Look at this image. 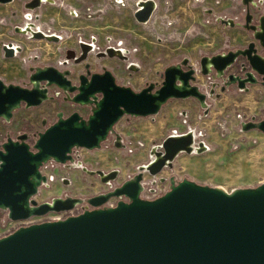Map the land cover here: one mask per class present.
<instances>
[{"label": "water", "instance_id": "obj_1", "mask_svg": "<svg viewBox=\"0 0 264 264\" xmlns=\"http://www.w3.org/2000/svg\"><path fill=\"white\" fill-rule=\"evenodd\" d=\"M10 1L0 0V4ZM144 2L133 13L138 22L146 21L152 10V1ZM242 2L248 4L252 0ZM37 6L38 0L26 5ZM251 19L246 12L244 26L250 29L252 40L242 49L202 56L198 62L200 74L213 71L222 76L240 56L244 59L243 75L227 74L226 84L236 83L241 89L256 83L257 76H264V15L259 16L257 25L250 24ZM222 22L233 24L231 19ZM32 35L47 39L39 31ZM79 47V55L68 49L65 58L82 61L90 45L81 42ZM3 50L12 54L11 47L5 45ZM97 55L125 58L120 52L114 53L112 47ZM186 63L183 58L180 63L165 67L159 84L148 83L137 91L117 84L108 69L90 73L88 63L84 64L88 77L80 74L77 85H71L67 69L53 66L35 68L29 75V87L0 80V118L5 121L21 105L36 106L49 99L51 86L72 93L66 97L71 102L90 106L86 116L75 110L67 115L57 112L55 121L46 125L42 122L41 131L5 138L0 145V210L6 212L9 220L16 221L80 204V198L73 196L40 203L33 199L45 182L39 171L42 163L49 159L61 164L70 161L74 147H99L123 115L156 114L170 98L192 97L203 103L205 96L194 84L196 70ZM260 84L264 86V81ZM241 129L264 133V117L243 122ZM192 143L191 132L167 136L159 150L153 152L152 161L137 173L106 192L86 197L89 208L62 219L18 226L1 235L0 264H264V182L225 192L188 179L170 180L168 190L161 195L153 199L139 197L141 170L157 174L177 153H190ZM200 149L198 143L195 150ZM88 173L106 183L116 177L117 171ZM111 197L117 198L114 205L103 206Z\"/></svg>", "mask_w": 264, "mask_h": 264}, {"label": "rangeland", "instance_id": "obj_2", "mask_svg": "<svg viewBox=\"0 0 264 264\" xmlns=\"http://www.w3.org/2000/svg\"><path fill=\"white\" fill-rule=\"evenodd\" d=\"M74 1L78 3L74 10L77 16L60 12L64 21L52 16L54 11L58 15L60 0L54 4L42 2L40 8L31 11V33L24 27L28 19L24 22L22 5L15 8L0 5V80L3 83L29 87V75L35 68L45 66L67 69L71 71V78H75L83 71V64L88 63L91 71L108 69L117 84L137 91L148 83L159 84L164 66L178 64L186 58V66L196 70L194 84L205 97L203 103L192 97L170 98L156 114L123 115L99 147H74L71 160L62 164L46 161L41 165L45 183L33 196L37 203L65 196L77 197L83 202L88 196L110 190L152 161L153 152L159 150L164 138L186 132H191L193 137L190 153H177L155 175L141 170L142 198L161 195L170 180L188 179L225 192L264 182V133L241 129L243 122H256L264 117V86L260 84L264 76H257L256 83L246 84L245 91L236 83L226 84L227 74L243 75L244 59L240 56L222 76H216L213 71L204 75L198 71L202 56L242 49L252 40L250 29L244 26V16L246 12L251 14L250 24L257 25L259 16L264 15V0H252L248 4L242 0H155L156 19L154 15L145 23L133 18L138 0H90L87 11L86 3ZM46 9H50L51 15L46 22L33 20V16L45 13ZM226 19H231L233 24L222 22ZM36 31L50 33L57 39L35 38L32 33ZM81 42L92 46L84 59L77 63L66 59L65 49H72L77 55ZM5 45L14 48L13 55L6 54ZM106 47L119 50L125 58L99 57L97 53ZM48 95L50 98L39 105H21L14 109L6 122L0 118V127L10 129L8 136L12 138L21 132L32 134L43 129V120L45 125L55 121L57 112L67 115L75 110L84 114L90 107L71 106L65 99L68 93L54 86L48 88ZM198 143H201L200 151L195 150ZM94 170L103 173L116 170L117 174L104 183L97 175L88 173ZM64 179L68 182L64 183ZM116 200L109 198L110 202ZM16 227L18 223L9 220L6 212L0 210V236Z\"/></svg>", "mask_w": 264, "mask_h": 264}, {"label": "crops", "instance_id": "obj_3", "mask_svg": "<svg viewBox=\"0 0 264 264\" xmlns=\"http://www.w3.org/2000/svg\"><path fill=\"white\" fill-rule=\"evenodd\" d=\"M61 1V4H60V7H59V13H58V15H57V13L54 11L53 12V14H52V16L53 17H55V18H57V16H58V19L60 20V21H64L65 20V18H63L61 15H60V12H65V13H67L68 15H70V16H72L71 15V13L72 12H74V10L75 9H77V7H78V3H75V1L74 0H60ZM152 1V3H153V5H152V11H151V13H150V15H149V17H148V19L146 20V21H144V22H139V23H145V22H147V21H150V20H152V18L154 17V15H155V19H156V8H157V6H158V4L156 3V1L155 0H151ZM80 2H84V3H86V5H85V7L87 8V6L89 5V3H90V0H81ZM79 2V3H80ZM139 2H140V0H138L137 2H136V8H137V6H138V4H139ZM45 3V2H44ZM18 4H20V5H22V7L24 8V10H25V14L23 15V18H24V22H25V20H27L28 19V21L24 24L25 26V28L26 27H31L33 24V22L32 21H30L31 19H32V16H31V14H32V10L33 9H31V8H27L26 7V5H27V3L25 4V2H24V0H12V1H10V2H7V3H2V4H0V5H4V6H6V7H8V8H15ZM47 4H49V3H47ZM42 6V3H41V5L38 7V8H40ZM38 8H34V9H38ZM7 10V9H6ZM27 10V11H26ZM50 10V9H49ZM48 9H46L45 10V13H48L47 15H46V17L44 16V11H42V13H41V15L39 14L38 15V13L35 15V16H33L34 18H33V20H40V21H42V22H46V19H47V17H49V16H51L49 13H50V11H49ZM66 10H67V12H66ZM135 11V10H134ZM134 11L132 12V14L134 13ZM31 12V13H30ZM10 14H14V12L13 11H10ZM33 15V14H32ZM134 18V17H133ZM136 21V20H135ZM65 24H67V23H65ZM17 28V27H16ZM30 30V29H29ZM157 31H158V25H157V21H156V23H155V32H156V34H157ZM159 31H160V29H159ZM44 36H46V35H51L50 33H47V34H43ZM12 46V45H11ZM169 65H173V64H169ZM169 65H167V66H169ZM167 66H164L163 67V69L165 68V67H167ZM163 71V70H162ZM248 88L246 87L245 89H243L244 91L245 90H247ZM66 115V114H65ZM3 127V126H2ZM2 127H0V131H1V128Z\"/></svg>", "mask_w": 264, "mask_h": 264}, {"label": "flooded vegetation", "instance_id": "obj_4", "mask_svg": "<svg viewBox=\"0 0 264 264\" xmlns=\"http://www.w3.org/2000/svg\"><path fill=\"white\" fill-rule=\"evenodd\" d=\"M12 1V0H11ZM56 1H58L59 2V0H38V6L37 7H33V8H31V9H34V8H38L40 5H41V3L42 2H47V3H49V4H54V2H56ZM24 2H25V4L27 3H30L31 2V0H24ZM140 5L142 6V4L140 3ZM139 7V4H138V6H137V8ZM86 11H87V8H86ZM152 11V10H151ZM71 15L73 16V17H75V16H77V14L75 13V12H72L71 13ZM27 29V31L28 32H30V30H29V28L28 27H26ZM40 32V31H39ZM31 33V32H30ZM47 36H50V35H47ZM55 36V35H54ZM56 37V36H55ZM36 38V37H35ZM42 38H44V37H42ZM44 39H46V38H44ZM56 39H57V37H56ZM46 40H48V39H46ZM50 41H54V39H49ZM90 45V44H89ZM91 48H92V46L90 45V50H91ZM17 50V49H16ZM68 49H65V53H66V51H67ZM70 50H72V49H70ZM89 50V51H90ZM72 51H74V50H72ZM88 51V52H89ZM87 52V53H88ZM13 53H14V51H13V48H12V55H13ZM75 53V52H74ZM80 53V52H79ZM79 53L77 54V55H79ZM86 53V54H87ZM75 55H76V53H75ZM76 55V56H77ZM104 56V55H103ZM100 57V56H99ZM80 62V61H79ZM77 63V62H76ZM85 64V63H84ZM84 64H83V71H81V72H79V73H77V75H76V77L75 78H71V71H69L68 70V74L66 75V77L70 80V83H71V85H77L78 83H79V75L80 74H85L86 75V77H88V75L86 74V70L87 69H85L84 68ZM89 70V72L91 73V72H102L103 71V69H101V70H99V71H91L90 69H88ZM73 94L72 93H68V96H72ZM65 99H67L68 100V102L71 104V106H73V104H77V103H73V102H71L70 101V99L69 98H65ZM77 105H79V104H77ZM84 106H89L88 104H86V105H84ZM90 112V107L89 108H87L86 109V112L84 111V114H81V115H83V116H86L88 113ZM3 120V119H2ZM5 121V120H4ZM6 122V121H5ZM43 122H44V120H43ZM42 126H43V123H42ZM10 132V129H8L7 127H2L1 128V131H0V145H1V143L5 140V138H7V137H10V136H8V133ZM38 132V131H37ZM21 133H27V134H29V132H21ZM21 133H19V134H21ZM36 133V132H35ZM18 135V134H17ZM16 135V136H17ZM15 136V137H16ZM14 137V138H15ZM12 138V137H11ZM54 161V160H53ZM55 163H58V162H55ZM91 174V173H90ZM92 174H94V173H92ZM96 175V174H95ZM66 182H68V180L66 181ZM108 191V190H107ZM104 192H106V191H104ZM100 193H102V192H100ZM97 194H99V193H97ZM95 195V194H94ZM86 199H84V201L83 202H81L80 204V206H88V204L86 203V201H85ZM109 200V199H108Z\"/></svg>", "mask_w": 264, "mask_h": 264}, {"label": "built area", "instance_id": "obj_5", "mask_svg": "<svg viewBox=\"0 0 264 264\" xmlns=\"http://www.w3.org/2000/svg\"><path fill=\"white\" fill-rule=\"evenodd\" d=\"M51 161H53L52 159H49ZM48 161V160H47ZM55 162V161H53ZM46 163V161L44 162ZM43 164V163H42ZM39 171L42 175H44L42 172H41V166L39 167ZM45 177V176H44ZM45 180H46V177H45ZM45 183V182H44ZM42 183V184H44ZM142 187V185H141ZM168 187L169 185L167 186V189L165 191L168 190ZM143 188H141L140 192H139V197L140 196V193L142 192ZM164 191V192H165ZM163 192V193H164ZM157 197V196H156ZM142 198V197H141ZM155 198V197H154ZM121 199H125V198H121ZM142 199H153V198H147V197H143ZM115 203V201H112L110 202L109 200H107L103 206H113ZM77 206V205H76ZM76 206H74L73 208L69 209V210H64V211H60V212H48L44 215H41V216H30L26 219H22V220H16V222L18 223V226H24V225H28V224H31V223H35V222H40V221H50V220H56V219H62L68 215H76L80 212L83 211V209H87L89 208V206H80L79 209L76 208Z\"/></svg>", "mask_w": 264, "mask_h": 264}, {"label": "bare ground", "instance_id": "obj_6", "mask_svg": "<svg viewBox=\"0 0 264 264\" xmlns=\"http://www.w3.org/2000/svg\"><path fill=\"white\" fill-rule=\"evenodd\" d=\"M145 0H140V2H139V6H141L140 5V3L142 4V6H144L145 5V2H144ZM150 5L152 6L153 5V3L152 2H150ZM47 39H53V37H51V36H47ZM13 50H14V48H13ZM114 53H119L117 50H115L114 49Z\"/></svg>", "mask_w": 264, "mask_h": 264}]
</instances>
